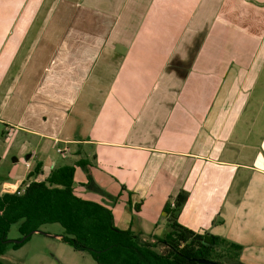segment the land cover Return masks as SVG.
<instances>
[{"label": "crops", "instance_id": "1", "mask_svg": "<svg viewBox=\"0 0 264 264\" xmlns=\"http://www.w3.org/2000/svg\"><path fill=\"white\" fill-rule=\"evenodd\" d=\"M0 152V193L85 160L119 228L164 235L185 190L182 225L264 264V0H0Z\"/></svg>", "mask_w": 264, "mask_h": 264}, {"label": "trees", "instance_id": "2", "mask_svg": "<svg viewBox=\"0 0 264 264\" xmlns=\"http://www.w3.org/2000/svg\"><path fill=\"white\" fill-rule=\"evenodd\" d=\"M77 166L87 171L90 189L112 204L118 201V196H112L94 182L85 160L58 166L42 181L24 183L20 193H0V256L10 243L18 249L34 233L41 232L43 225L60 223L64 228L62 240L77 251L89 252L96 264H246L239 258L242 245L208 231H195L178 221L188 197L185 190L164 205L167 232L150 241L130 228H119L109 205L76 194ZM40 168L38 164L30 177ZM14 223L19 224L22 241L8 236Z\"/></svg>", "mask_w": 264, "mask_h": 264}, {"label": "rangeland", "instance_id": "3", "mask_svg": "<svg viewBox=\"0 0 264 264\" xmlns=\"http://www.w3.org/2000/svg\"><path fill=\"white\" fill-rule=\"evenodd\" d=\"M13 156L11 154L3 156V162L0 164V175L8 174V164ZM85 190V192H81L84 196L87 193L97 197L101 195L94 190ZM99 199L102 198L100 197ZM18 228V223H14L11 226L8 234L11 240H17L21 237ZM63 234L64 228L60 223L45 224L42 226L41 232L33 234L22 247L15 249L10 243L4 255L0 256V264H96L89 252L77 251L71 245L58 238L59 235ZM159 250L162 251V247Z\"/></svg>", "mask_w": 264, "mask_h": 264}, {"label": "built area", "instance_id": "4", "mask_svg": "<svg viewBox=\"0 0 264 264\" xmlns=\"http://www.w3.org/2000/svg\"><path fill=\"white\" fill-rule=\"evenodd\" d=\"M58 152L61 153L62 155H66L69 152V148L66 146L65 147H59ZM26 166L30 167L31 164L29 162H26ZM6 189H8V188L6 187ZM17 191L20 193L22 190H17Z\"/></svg>", "mask_w": 264, "mask_h": 264}, {"label": "water", "instance_id": "5", "mask_svg": "<svg viewBox=\"0 0 264 264\" xmlns=\"http://www.w3.org/2000/svg\"><path fill=\"white\" fill-rule=\"evenodd\" d=\"M39 232V231H38ZM15 241H22V239L21 240H19V239H17V240H15ZM202 262H212V261H208V260H201Z\"/></svg>", "mask_w": 264, "mask_h": 264}]
</instances>
